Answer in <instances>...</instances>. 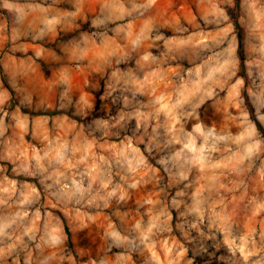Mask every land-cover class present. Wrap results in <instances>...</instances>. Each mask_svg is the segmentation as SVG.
<instances>
[{"label": "rangeland", "instance_id": "obj_1", "mask_svg": "<svg viewBox=\"0 0 264 264\" xmlns=\"http://www.w3.org/2000/svg\"><path fill=\"white\" fill-rule=\"evenodd\" d=\"M245 93L264 0H0V264H264Z\"/></svg>", "mask_w": 264, "mask_h": 264}, {"label": "trees", "instance_id": "obj_2", "mask_svg": "<svg viewBox=\"0 0 264 264\" xmlns=\"http://www.w3.org/2000/svg\"><path fill=\"white\" fill-rule=\"evenodd\" d=\"M239 1V0H237ZM235 28H236V31H237V34H238V40H239V46H238V55H239V59H240V66H241V69L242 71L244 72L245 69H246V56H245V38H244V32H243V29L238 21L237 18H235ZM243 78L246 79V75L244 74L243 75ZM244 97H245V101H246V105L248 106L249 108V111L251 113V116L253 118V120L255 121L257 127H258V130L259 132L262 134V136L264 137V127L261 125V123L257 120V118L255 117V110L250 102V99H249V96L247 93L244 94ZM23 112L25 113H30L34 116H42V115H47V114H50L48 112H31V111H28L26 109L23 110ZM60 112H55V113H51V114H59ZM66 231H67V234L69 236V240H70V237H71V233L69 231V228L66 227Z\"/></svg>", "mask_w": 264, "mask_h": 264}]
</instances>
